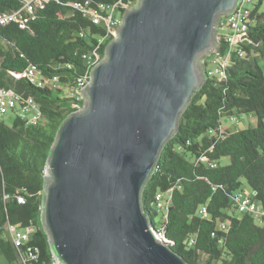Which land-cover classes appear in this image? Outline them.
I'll list each match as a JSON object with an SVG mask.
<instances>
[{
  "label": "trees",
  "instance_id": "trees-1",
  "mask_svg": "<svg viewBox=\"0 0 264 264\" xmlns=\"http://www.w3.org/2000/svg\"><path fill=\"white\" fill-rule=\"evenodd\" d=\"M85 1L84 9L115 3L122 14L136 3L50 0L36 9L25 29L12 23L0 27L5 44L0 45V92L32 98L44 118L36 124L17 115L10 122L6 116L0 120V257L8 264H22L21 257L28 253L32 257L24 264L54 263L40 219L46 160L62 121L83 105L63 90L70 92L78 78L89 75L83 55L97 47L99 62L114 38L73 6ZM20 6V0H0V11ZM249 7L250 42L239 44L244 56L238 48L231 50L225 78L207 77L142 192L143 208L154 226V197L170 192L171 205L160 226L171 249L188 264H264V229L252 214L236 213L232 202L244 181L264 212V0H254ZM219 49L226 53L229 46L220 44ZM29 67L44 77L57 76L62 87L39 88L16 77ZM245 116H254L255 125L238 130L222 126L224 117L236 124ZM222 159L228 162L222 164ZM200 207L206 209L205 217L198 214ZM221 224L226 227L221 229ZM8 225L31 229L29 240L16 246Z\"/></svg>",
  "mask_w": 264,
  "mask_h": 264
},
{
  "label": "water",
  "instance_id": "water-1",
  "mask_svg": "<svg viewBox=\"0 0 264 264\" xmlns=\"http://www.w3.org/2000/svg\"><path fill=\"white\" fill-rule=\"evenodd\" d=\"M239 2L136 0L123 12L46 160L40 219L57 264H188L155 237L142 192Z\"/></svg>",
  "mask_w": 264,
  "mask_h": 264
},
{
  "label": "built area",
  "instance_id": "built-area-1",
  "mask_svg": "<svg viewBox=\"0 0 264 264\" xmlns=\"http://www.w3.org/2000/svg\"><path fill=\"white\" fill-rule=\"evenodd\" d=\"M21 6L17 10L13 11H0V27L7 24H16L20 29H25L28 23L35 18L37 8L43 7V5L50 0H20ZM254 0H240L238 6L233 13L229 16H220L216 25V41L220 44H226L229 46V50L222 52L219 48L210 53L203 61L202 66L205 70L207 77H216L218 81L225 78V68L229 63L230 51L238 48L237 53L242 57L244 56V50L239 44H248L246 33L250 25L251 7L249 5ZM88 5V1H85L82 5L75 3L73 6L76 9H83L86 16L90 19L93 25H101L106 30V37L115 36V31L121 23L122 13L118 10L117 4H105L98 3L94 8L84 9ZM80 36H83L80 33ZM106 37L98 39V44H101L106 40ZM97 47L95 48V50ZM91 51L83 55L86 66L91 69L97 62L96 51ZM70 67V66H68ZM25 77L29 83L39 88H47L55 90L61 88L57 76L50 78L44 77L41 72L37 71L34 67H29L23 74L16 75V77ZM89 81V75L78 78L75 82L74 88L70 91V96L75 102L82 101L80 91ZM9 113L17 115L22 121L27 124H36L39 121H43V115L40 111L39 105L32 98H23L14 94H11L5 90L0 92V120L7 116ZM232 202L235 206L236 213L243 214L249 213L254 216L260 223V226L264 229V212L257 202L251 196L242 192H235L232 197ZM171 205L170 192L157 193L154 197L152 204L154 210L160 215V220L157 225H153V233L155 237L166 244L169 242L164 236V232L160 224L166 218L167 211ZM198 214L205 217L206 209L200 207ZM226 226L221 224V229ZM7 230L12 238L13 243L16 246H21L29 240L31 229L19 230L12 225L7 226ZM193 243V240H190ZM30 253L21 257V263L24 264L31 258ZM54 259V258H53ZM53 264H57L54 260Z\"/></svg>",
  "mask_w": 264,
  "mask_h": 264
},
{
  "label": "rangeland",
  "instance_id": "rangeland-1",
  "mask_svg": "<svg viewBox=\"0 0 264 264\" xmlns=\"http://www.w3.org/2000/svg\"><path fill=\"white\" fill-rule=\"evenodd\" d=\"M0 45L1 46H5V44L0 40ZM261 64H264V59H261ZM63 93L65 95H69V91L68 90H63ZM83 101V99H82ZM83 107V105H82ZM14 114L12 113H9L7 116H6V120L8 122H10L13 118ZM222 126L224 128H227L229 130H238V129H241L242 127H244L245 124H249L251 126H254L255 125V118L254 116H245L244 118H242L238 123H234L232 121H228L225 117L222 119ZM228 162V159H222L221 160V163L222 164H226ZM241 190L244 194H247V195H252L251 194V189L246 185V183L243 181L242 182V185H241ZM159 220H160V215L159 213H157V215L154 216V219H153V222L155 225H157L159 223ZM257 224L259 225V222L256 221ZM0 264H8L6 262V260L3 258V257H0Z\"/></svg>",
  "mask_w": 264,
  "mask_h": 264
}]
</instances>
